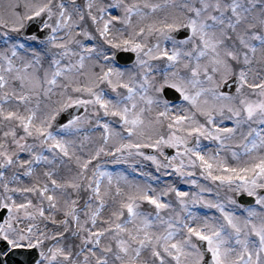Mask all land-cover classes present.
I'll use <instances>...</instances> for the list:
<instances>
[{
  "label": "snow or ice",
  "instance_id": "obj_1",
  "mask_svg": "<svg viewBox=\"0 0 264 264\" xmlns=\"http://www.w3.org/2000/svg\"><path fill=\"white\" fill-rule=\"evenodd\" d=\"M0 264H264V0H0Z\"/></svg>",
  "mask_w": 264,
  "mask_h": 264
}]
</instances>
